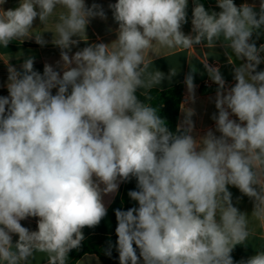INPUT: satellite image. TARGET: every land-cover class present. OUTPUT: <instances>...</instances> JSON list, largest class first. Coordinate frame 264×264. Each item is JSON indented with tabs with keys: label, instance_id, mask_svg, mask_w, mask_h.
Instances as JSON below:
<instances>
[{
	"label": "clouds",
	"instance_id": "1",
	"mask_svg": "<svg viewBox=\"0 0 264 264\" xmlns=\"http://www.w3.org/2000/svg\"><path fill=\"white\" fill-rule=\"evenodd\" d=\"M0 0V46L44 32L60 49L57 68L34 70V57L20 70L8 66V96H0V264H31L37 253L47 264H68L85 240L83 229L107 215L104 195L135 178L129 197L138 207L116 209L119 264H234L235 246L252 234L249 215L232 202L228 186L253 201L251 216L264 222V44L253 40L264 29V0L237 6L216 0L209 11L193 0H116L108 5L118 27L110 43H92L70 55L97 17L98 3L85 0H19L5 10ZM54 29L37 32L35 22ZM111 31V29H110ZM79 37L80 39H74ZM167 48L224 49L234 85L218 66L203 64L218 85L215 129L194 134V71L186 74L187 100L175 131L146 94L177 75L148 70L146 54ZM158 57V56H156ZM236 60L244 61L238 66ZM19 58V56L17 57ZM55 89V94H53ZM235 117V119L233 118ZM216 133H219L217 135ZM37 218V230L21 221ZM13 235L18 239L13 243ZM109 241L105 254L111 256ZM137 249L139 254H137ZM238 264H264V250Z\"/></svg>",
	"mask_w": 264,
	"mask_h": 264
},
{
	"label": "crops",
	"instance_id": "2",
	"mask_svg": "<svg viewBox=\"0 0 264 264\" xmlns=\"http://www.w3.org/2000/svg\"><path fill=\"white\" fill-rule=\"evenodd\" d=\"M86 4L89 6L92 3L100 4L106 15L107 19L102 20L99 17L93 19L86 29L85 40H80L79 44L72 47L70 55L74 54L79 49L88 46L92 43H110L116 39L115 29L118 27L113 19L112 11L109 9L108 5L110 3H115L116 0H85ZM201 4L209 11H220L217 7L216 0H199ZM255 4V11H259L260 0H234L237 6L244 3ZM19 4V0H7V2L2 5V7L7 10L9 8H15ZM194 7L193 0H188L187 7V23L183 26L182 30L185 34L191 32V19H192V9ZM35 31L42 32L45 29H54V24L51 20L45 26H40L39 20L37 18L35 22ZM111 29V31H110ZM44 38L48 43L41 46L35 42L34 37L32 39L25 40L23 42L12 41L9 43L7 48L0 46V96H8V66L7 62L14 65L17 70H20V66L23 60L28 57H34V70L43 73L44 65L50 64L54 68H57V62L60 61V49L51 43L52 33L44 32ZM74 39H80L79 37H74ZM253 40H255L257 47L264 44V29L261 30L259 37L256 34L253 35ZM264 56V53H261ZM19 56V58H17ZM158 56V57H156ZM207 58L208 63L216 64L220 68L222 75L225 78L226 85L232 86L235 81L233 79L232 64L228 63L227 56L224 55V49L217 45L216 48H206L197 45L196 48L184 49L182 47L177 48H167L160 45H154L153 54H146V59L148 62V70L155 71L156 69L168 74L170 68L175 67L178 72L175 77L169 80H164L160 86L154 87L149 90L146 94L144 90H139L137 92L138 97L146 104L151 105V100L153 98V93L155 91L168 92L176 87L180 88V98H179V113L177 124L183 119V112L181 110V105L185 104L188 96L187 87L184 83L185 76L187 73L195 69L194 71V83L195 88V101H187L186 107L195 110V114L192 120L195 124V133L203 135L208 129H215V122L211 119L213 113L217 112L215 108V94L218 85L214 82L210 86H203L202 82L209 78L206 70L204 69L201 60ZM235 64L238 66L244 61L236 60L233 57ZM59 70V68H57ZM258 71L264 70V62H262L258 68ZM55 89H53V94H55ZM235 119V117H233ZM219 135V133H216ZM126 182L119 184L118 190L115 193L104 195L103 202L107 207V215L101 220L100 224L94 228L83 229L85 238L94 234L103 235H113L117 226V221L115 217V210H123V200L122 191ZM229 191L232 193V202L241 212H245L249 215V228L251 230V235L247 241L246 245L235 246L233 252L231 253L234 264H238L241 259H247L250 256L256 254V251L264 250V222L258 220L257 218L251 216L253 210V201L243 195L239 189L234 186H228ZM138 207V203L136 204ZM22 226L28 228L31 231L37 230V218H28L21 221ZM18 239V236L13 235V243ZM137 254L139 250L137 249ZM31 264H47L46 256L42 253H37L35 259L32 260ZM77 264H105L97 255L87 254L81 257Z\"/></svg>",
	"mask_w": 264,
	"mask_h": 264
},
{
	"label": "trees",
	"instance_id": "3",
	"mask_svg": "<svg viewBox=\"0 0 264 264\" xmlns=\"http://www.w3.org/2000/svg\"><path fill=\"white\" fill-rule=\"evenodd\" d=\"M179 98L180 88L176 87L168 92L155 91L151 100V106L160 107V115L166 120L169 129L172 131H175L177 126ZM130 190H136L135 178L126 181L124 185L122 191L123 210L136 207L137 202L132 200L128 195ZM109 241L113 245L111 256L105 254V249H107ZM116 241V232L113 235H90L82 242L79 250H72L69 253L68 264H77L78 260L87 254L97 255L105 264H119V254L115 248Z\"/></svg>",
	"mask_w": 264,
	"mask_h": 264
},
{
	"label": "built area",
	"instance_id": "4",
	"mask_svg": "<svg viewBox=\"0 0 264 264\" xmlns=\"http://www.w3.org/2000/svg\"><path fill=\"white\" fill-rule=\"evenodd\" d=\"M211 65L216 66V64H211ZM212 83H213V82L211 81V79H210V78H207V79H205V80L202 82V85H203V86H210Z\"/></svg>",
	"mask_w": 264,
	"mask_h": 264
}]
</instances>
